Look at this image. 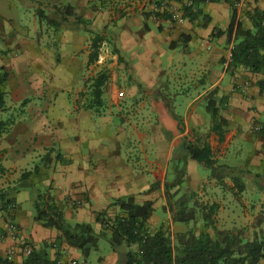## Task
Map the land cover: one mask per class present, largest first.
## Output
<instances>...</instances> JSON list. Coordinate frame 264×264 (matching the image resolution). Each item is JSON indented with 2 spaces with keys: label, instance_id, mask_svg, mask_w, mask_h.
<instances>
[{
  "label": "crops",
  "instance_id": "0c3cea01",
  "mask_svg": "<svg viewBox=\"0 0 264 264\" xmlns=\"http://www.w3.org/2000/svg\"><path fill=\"white\" fill-rule=\"evenodd\" d=\"M191 1L194 18L185 14L187 0H167L170 10L157 16L151 13L154 0H0V76L5 78L0 120L13 119L0 137V190L15 202L11 211L18 228L8 232L1 210L0 232H8L0 241L1 254L13 248L14 258L22 260L18 235L35 247L61 237L26 206H35L32 183L45 189L66 220L99 231L109 230L99 213L111 219L122 214L117 199L150 201L148 231L164 229L175 245L177 234L211 231L199 209L189 222L174 220L175 202L184 193L179 181L185 180L194 201L218 204L219 229L264 233V71L231 70L226 63L235 41V32L231 39L227 32L233 14L242 28L252 29L249 16L264 9V0H245L236 10L225 0ZM69 6L71 14L65 11ZM39 10L54 21L41 19ZM95 34L105 39L98 59L90 62ZM208 36L211 50L201 45ZM102 70L109 79L104 108L96 113L85 105L90 80ZM164 76L187 97L182 111L159 90ZM211 91L225 98L223 140L212 131L203 103ZM184 139L208 142L216 165L226 168L217 174L226 176L211 171L200 176ZM45 155L49 162L23 180ZM237 184L245 188L240 191ZM59 242L66 249L61 263L79 259L77 248L63 237ZM124 258L131 264L126 252Z\"/></svg>",
  "mask_w": 264,
  "mask_h": 264
},
{
  "label": "trees",
  "instance_id": "16d2710c",
  "mask_svg": "<svg viewBox=\"0 0 264 264\" xmlns=\"http://www.w3.org/2000/svg\"><path fill=\"white\" fill-rule=\"evenodd\" d=\"M200 1L206 2L205 0ZM225 1L236 10L233 0ZM65 9L68 14L73 12L70 6ZM38 13L41 19L54 21L44 11L39 10ZM185 14L191 18L196 15L193 9L188 7L185 8ZM235 16L236 14H233L227 29L230 39L235 32L229 68L235 70L239 67H247L254 73L263 72L264 9H257L250 14L252 29L242 28L241 23L236 22ZM104 39L102 34H95L92 40L90 62L98 59ZM108 79L107 70H102L91 78L90 92L85 105L87 109L101 113L105 105L103 95ZM4 80V76L1 75L0 110L5 107ZM203 103L212 117V131L219 135L220 140H223L228 130V120L221 114L225 98L219 96L216 91H211ZM12 123V118L0 120V137ZM262 133L264 136V128ZM182 146L187 150L191 159L211 169L212 174L218 175L220 170L226 169L225 166L218 167L216 165L212 147L208 142L194 143L184 139ZM49 160L50 155L42 157L41 162L37 163L33 170L23 173L22 179H29L33 173L38 172L41 164L46 165ZM218 176L223 179L226 175L222 173ZM237 185L240 191L245 188L244 184ZM5 193L4 190H0V206L3 207L2 210L6 212L8 217L14 219L11 209L15 207V202L11 198L3 202ZM194 199L195 192H186L176 200L174 220L189 222L195 218L196 210L199 209L203 212L206 227L211 228V231L205 230L199 234L193 232L177 234L175 245L172 237L164 229L160 228L155 233L148 231L147 221L153 211L150 201L139 204L133 196L119 198L114 203L120 207L122 214L111 219L106 217L104 213H99L98 220L111 231L110 241L114 247L123 242L128 245H137L135 252L128 251L127 253L128 262L131 264H258L264 258V233L259 234L257 231L248 230L246 234H243V232L221 230L216 226L214 218L218 204H203L194 201ZM35 219L46 227L60 231L62 233L60 239L63 237L70 246L80 248L85 255L89 254L90 246L97 245L93 228L86 223L71 224L67 222L62 209L47 193L44 196L40 192L35 200ZM60 239H57L56 243ZM49 247H54V244L44 242L39 249L33 247L32 252L22 258L21 261L9 259L0 253V264H59L61 253L56 252L53 257L48 252Z\"/></svg>",
  "mask_w": 264,
  "mask_h": 264
},
{
  "label": "rangeland",
  "instance_id": "374dc122",
  "mask_svg": "<svg viewBox=\"0 0 264 264\" xmlns=\"http://www.w3.org/2000/svg\"><path fill=\"white\" fill-rule=\"evenodd\" d=\"M115 47V45H114ZM114 47H112V49H114ZM163 81L161 82L163 86H160L159 90H162L163 93H165L169 98H171L174 102L175 108L178 111H182L183 109V104L186 102L187 97L182 94V93H178V91H176V89L174 88V86L171 84L170 81H168V77L164 76ZM142 93V91H141ZM139 94L140 91H138V94L135 95V99L138 101L140 99L139 98ZM245 158V157H244ZM210 169H208L207 167H205L203 164L198 163V169L197 172L200 176L202 177H206L207 175L210 174ZM197 175V173H196ZM182 184V193H186V189L188 186V181H183L181 182ZM29 191L31 193V198L33 199V202L36 200L37 196L39 195V193L41 192V194H43L45 196L46 191L45 189L41 188L40 186H36V184H31L29 186ZM189 192H192V190H190ZM183 193V194H184ZM248 194L247 191L244 194V197L248 196L246 195ZM10 194L5 193V197L3 200V202L10 198L9 196ZM255 198V197H253ZM191 202H194L193 200H191ZM26 206L29 207L30 209L34 210L35 213V206L34 204H32V202H27ZM3 209V207L0 206V211ZM11 220L14 221L13 218H10L8 216H4V222L5 223H9ZM67 222H69L67 220ZM71 224H76L74 220H70ZM94 223V222H93ZM181 224V223H179ZM184 224V223H183ZM95 225V223H94ZM187 225V224H186ZM190 228L193 227V222H191L189 225ZM94 228V227H93ZM31 226L28 228V231H31ZM47 230V228H46ZM94 230V236H96L97 238V245L96 246H90V252L88 255L83 254L82 250L79 248H77V254L80 260H83L85 262V264H128L125 261V252L128 253V251H132L135 252L137 250V245L133 244V245H128L126 242H123L122 244H120L117 247H114L110 241V236H111V231L110 230H102L99 231L96 228L93 229ZM8 233V232H7ZM7 233L5 232H0V234H4L7 235ZM26 241L29 239H25ZM2 241V240H0ZM50 242H47L49 244H55L54 242L56 241V238L54 240H49ZM30 246L35 247L32 242L29 241ZM43 245V243L40 245V247H35V248H41V246ZM66 250L63 245L58 241L56 243V245H54V247H49L48 248V252L54 257L56 252H60L61 253V257L59 260V264H62L60 261L61 259H63L62 255L65 254L66 252L64 251ZM21 252V256L22 258H24L25 256H28L27 254H25L22 250ZM5 256H7V253H5ZM12 260H16V258L12 259ZM17 261V260H16Z\"/></svg>",
  "mask_w": 264,
  "mask_h": 264
},
{
  "label": "built area",
  "instance_id": "2783aa9c",
  "mask_svg": "<svg viewBox=\"0 0 264 264\" xmlns=\"http://www.w3.org/2000/svg\"><path fill=\"white\" fill-rule=\"evenodd\" d=\"M206 2H210V0H205ZM245 0H233V4L234 7L237 9H241L244 6ZM185 7L188 8H193L192 6V1L191 0H187V2L184 4ZM170 7L168 6L167 0H154L153 4H152V8H151V13L155 16H157L158 14H161L163 12L169 11ZM173 17L176 18H180V16H178V13L176 10H171ZM213 39L211 38V36H208L207 38H204L201 41V45L203 46V48L205 50H211L213 45ZM232 60V53L230 54V57L228 59V61L226 62L227 65L230 63V61ZM243 70L245 71H250L249 68L247 67H243ZM240 88L242 91H245L247 89V83L241 84ZM8 232L11 233L13 235V233H17L18 232V228L15 222L10 221L8 224ZM18 235V234H17ZM7 235L4 234H0V240H4L5 237ZM18 237H20L19 242L20 244H22L21 246V250L25 253V254H30L32 252V247L30 246L29 243H27L25 241V239L21 238L20 235H18ZM15 249L11 248L7 251V257L9 259H14L15 257ZM62 264H85V262L83 260L77 259V258H70L69 260L62 262Z\"/></svg>",
  "mask_w": 264,
  "mask_h": 264
}]
</instances>
